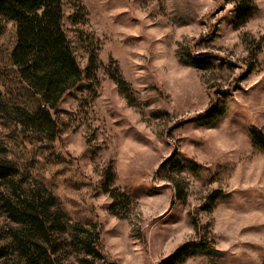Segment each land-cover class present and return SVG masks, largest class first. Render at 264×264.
Listing matches in <instances>:
<instances>
[{"label": "rangeland", "instance_id": "374dc122", "mask_svg": "<svg viewBox=\"0 0 264 264\" xmlns=\"http://www.w3.org/2000/svg\"><path fill=\"white\" fill-rule=\"evenodd\" d=\"M253 1L258 12L242 26L232 0L71 2L65 31L83 70L94 38L98 84L85 79L63 97L52 144L0 116L8 158L56 198L70 226L100 232L110 262L162 264L202 241L212 249L193 247L183 264H264V153L250 136L264 132V0ZM14 45L11 22L0 37L2 102L33 112L38 101L10 60ZM174 154L178 188L159 176ZM112 190L130 199L120 216ZM215 192L223 197L212 202Z\"/></svg>", "mask_w": 264, "mask_h": 264}, {"label": "trees", "instance_id": "16d2710c", "mask_svg": "<svg viewBox=\"0 0 264 264\" xmlns=\"http://www.w3.org/2000/svg\"><path fill=\"white\" fill-rule=\"evenodd\" d=\"M71 2L78 0H0V37L6 24L14 23L15 45L10 60L20 82L38 101L33 112L20 106L10 107L2 102L0 90V116L47 145L59 137L60 128L53 112L58 110L63 97L80 87L85 79L98 84L93 73L99 68L96 54L99 48L93 45L94 38L88 68L83 70L65 31L64 9ZM232 2L237 11L236 25L246 24L258 12L253 0ZM78 9L75 18L83 13L81 6ZM193 59L204 67L205 58L193 56ZM109 77L126 94L127 84L122 77L110 71ZM87 85L91 88L92 82ZM219 111L218 104L208 116L215 117ZM250 136L253 147L264 153V132L253 129ZM182 170L183 165L174 154L161 164L159 176L166 173L161 180L178 188L176 175ZM109 194L113 199L111 213L120 216L116 208L119 204L127 206L130 199L116 190ZM181 194L179 188L177 196L181 198ZM221 197L222 194L215 192L210 200ZM100 237L94 227L70 226L56 198L44 186L25 178L0 143V264H114L101 252ZM193 247L212 249L202 241L188 243L162 264H183Z\"/></svg>", "mask_w": 264, "mask_h": 264}]
</instances>
